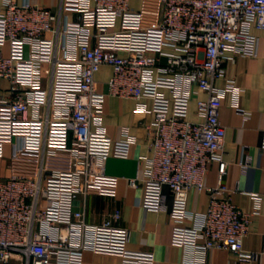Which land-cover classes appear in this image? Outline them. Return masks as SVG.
<instances>
[{"label": "built area", "instance_id": "obj_1", "mask_svg": "<svg viewBox=\"0 0 264 264\" xmlns=\"http://www.w3.org/2000/svg\"><path fill=\"white\" fill-rule=\"evenodd\" d=\"M161 2L152 27L131 0H78L76 21L68 19L63 0L56 11L28 1L0 3V82L9 84L7 91L0 88V113L6 115L0 118V158L8 144L13 168L21 158H39L36 176L14 174L0 182V264H84L86 250L118 256L122 264H154L153 254L127 249L130 231L116 224L119 211L92 226L85 210L75 208L76 197L91 193L88 181L99 180L108 159L129 157L137 140L128 128L120 140L107 134L109 96L137 101L142 111V99L153 102L151 156L141 159L145 167L130 184L144 182L146 209L170 212L182 264H207L214 249L243 261L260 255L244 247L253 214L233 203L222 182L228 168L222 101L241 91L232 82L219 88L216 81L224 78L228 59L258 57L260 39L252 27L264 29V0ZM153 30L159 34L157 54L151 53ZM44 64L50 65L47 86ZM102 67L112 69L106 92L96 80ZM195 87L207 98L197 101L196 119L190 120ZM50 158L70 168H52ZM214 162L219 182L209 187L205 175ZM192 190L208 193L205 213L189 209ZM255 203L258 212L261 198Z\"/></svg>", "mask_w": 264, "mask_h": 264}, {"label": "crops", "instance_id": "obj_2", "mask_svg": "<svg viewBox=\"0 0 264 264\" xmlns=\"http://www.w3.org/2000/svg\"><path fill=\"white\" fill-rule=\"evenodd\" d=\"M4 0H0V3ZM30 2L33 5L56 11L61 0H19V3ZM64 11L70 21L77 20L78 0H63ZM131 7L141 11L144 24L155 26L161 17V0H131ZM252 33L260 39L258 57H236L235 61L225 62V76L216 81V86L226 88L232 82L241 94L236 96L228 92L222 101L221 121L226 128L225 161L228 163L223 184L231 191L233 203L242 211L252 213L249 233L244 239V247L252 253H260L252 261H243L224 249L211 250L207 255V264H264V147L262 146V129L264 127V29L252 27ZM0 37L3 38L0 30ZM3 51L9 54V44L4 43ZM159 34L152 31L151 53L159 51ZM231 56V54H229ZM50 65H43V82L49 84ZM112 77L110 67H102L96 75L99 88L107 91V82ZM3 91L9 90L7 81L0 82ZM196 97L190 104L189 119H196L197 101L206 99L207 94L195 87ZM163 92L170 96L169 90ZM139 103L146 111L138 109V102L117 97H108L104 106L103 124L107 134L114 140L123 137V130L128 128L136 137V143L131 147L129 157H111L106 162L103 175L98 181H88L91 193L88 196L79 194L75 200L77 210H85L89 225L103 223L116 211L121 213L116 224L130 231V241L127 249L133 253H149L155 257L154 264H182L184 254L172 242L174 223L169 211L152 212L143 204L144 182L137 181L135 187L131 181L136 179L145 167L140 161L151 156V135L147 126L154 121L151 113L153 102L149 98ZM33 112L26 114L32 117ZM0 113V118L5 117ZM12 147L6 146L5 156L0 158V182L14 174L36 176L39 168V158H21L16 163L18 169L12 167ZM53 167L70 168V164H58L48 159ZM54 164V165H53ZM219 167L216 162L211 163L205 175L206 186L213 187L219 182ZM169 194V189L165 188ZM256 197L261 198L258 212H256ZM209 195L206 192L192 190L188 193V207L194 213H205L209 205ZM172 203L169 197L168 204ZM193 225V221L186 223ZM87 243L91 241L86 236ZM9 264H21L13 259ZM84 264H122L121 258L115 255L97 254L91 250L84 252Z\"/></svg>", "mask_w": 264, "mask_h": 264}]
</instances>
